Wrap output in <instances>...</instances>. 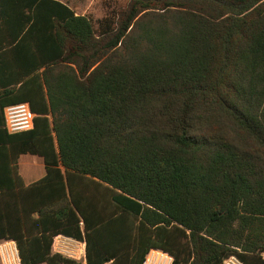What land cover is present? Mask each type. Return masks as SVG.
<instances>
[{
	"label": "trees",
	"instance_id": "obj_1",
	"mask_svg": "<svg viewBox=\"0 0 264 264\" xmlns=\"http://www.w3.org/2000/svg\"><path fill=\"white\" fill-rule=\"evenodd\" d=\"M24 102L33 128L8 134ZM26 154L45 174L23 186ZM57 234L85 264H264V0H127L95 23L0 0V240L81 264Z\"/></svg>",
	"mask_w": 264,
	"mask_h": 264
},
{
	"label": "built area",
	"instance_id": "obj_2",
	"mask_svg": "<svg viewBox=\"0 0 264 264\" xmlns=\"http://www.w3.org/2000/svg\"><path fill=\"white\" fill-rule=\"evenodd\" d=\"M35 114L28 103H18L3 108L4 129L8 134L29 131L33 128ZM50 252L62 258L85 264V243L63 234L53 236ZM172 257L160 250L151 249L142 264H171ZM0 264H20L16 243L13 240H0ZM46 264V263H42ZM104 264H113L112 261ZM221 264H243L235 256L223 259Z\"/></svg>",
	"mask_w": 264,
	"mask_h": 264
},
{
	"label": "crops",
	"instance_id": "obj_3",
	"mask_svg": "<svg viewBox=\"0 0 264 264\" xmlns=\"http://www.w3.org/2000/svg\"><path fill=\"white\" fill-rule=\"evenodd\" d=\"M68 7H70L75 14L83 15V13L77 12L72 7L73 0H57ZM26 103V102H25ZM17 174L20 177L23 186H28L41 179L44 174V165L41 159L33 155H20L16 162Z\"/></svg>",
	"mask_w": 264,
	"mask_h": 264
},
{
	"label": "rangeland",
	"instance_id": "obj_4",
	"mask_svg": "<svg viewBox=\"0 0 264 264\" xmlns=\"http://www.w3.org/2000/svg\"><path fill=\"white\" fill-rule=\"evenodd\" d=\"M127 0H73L75 11L90 16L92 21L106 15L110 10H121L126 6Z\"/></svg>",
	"mask_w": 264,
	"mask_h": 264
}]
</instances>
